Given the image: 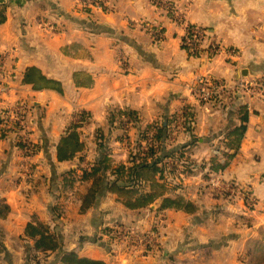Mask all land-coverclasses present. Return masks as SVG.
<instances>
[{"label":"crops","instance_id":"crops-1","mask_svg":"<svg viewBox=\"0 0 264 264\" xmlns=\"http://www.w3.org/2000/svg\"><path fill=\"white\" fill-rule=\"evenodd\" d=\"M0 6L6 14L0 23V116L25 105L29 127L22 142L37 145L35 154H26L14 136L0 138V264H28L24 234L40 223L57 233L60 244L43 264H65L66 251L107 264H247L252 245L264 239V102L236 87L240 79L264 72V0H107L88 12L79 0H0ZM187 24L207 28L239 56L231 59L224 49L213 61L189 57L181 44ZM31 67L60 83L62 92L25 83ZM198 75L230 87L220 103L200 99L194 91ZM187 105L195 117L190 132ZM245 109L243 137L227 138ZM127 110L136 112L135 123L117 117ZM78 111L90 113L80 129L86 144L82 166L106 153L115 163H127L141 131L152 136L154 127L171 118L165 150L186 147L198 166L217 160L225 168H196L187 175L174 194L195 203L190 213L162 210L160 204L133 210L115 193L82 211L90 183L78 181L69 192L66 178L79 160L57 157L68 126L80 122ZM229 181L249 186L256 204L215 187ZM117 223L139 234L156 230L158 241L143 254L106 236V228Z\"/></svg>","mask_w":264,"mask_h":264},{"label":"trees","instance_id":"trees-1","mask_svg":"<svg viewBox=\"0 0 264 264\" xmlns=\"http://www.w3.org/2000/svg\"><path fill=\"white\" fill-rule=\"evenodd\" d=\"M5 20V8L0 6V23ZM162 39L160 40L162 41ZM183 48L185 49V47ZM187 52L189 57L202 58L198 50L192 49ZM24 82L34 85L37 89L53 88L62 92L60 83L56 80L48 79L36 68L31 67L26 70ZM184 109L185 128L186 131L190 132L195 118L193 107L187 105ZM135 114V111L127 110L119 112L117 117L125 116L135 123L137 121ZM243 114L241 123L227 133V138L234 136L239 142L243 137L248 121V109H245ZM75 116L80 119V122H71L68 126L67 132L58 143L57 157L59 161L74 160L76 158L79 160V168L68 173L66 178L68 182L80 181L90 183L85 194L81 197L82 211L94 207L107 193H115L119 196L127 197L123 203L126 207L133 210L150 208L151 205L160 204V209L162 210L174 208L190 213L195 210V203L182 195L174 194L182 186L181 175L190 172L192 168H208V172H217L225 168V165L217 160L209 165L210 168L207 167L206 163L198 166L196 162L186 155L187 150L184 149L186 147L179 148L180 150H165L166 146L164 143L168 140L173 122L171 118L167 119L166 124H159L154 127V134L152 136L146 131H141L138 140L139 146L131 150L130 159L127 163H115L110 155L106 153L101 158L91 161L90 167L82 166L86 158V144L82 138L80 129L89 120L90 113L78 111L75 113ZM111 116L112 121H114L116 113H113ZM9 136H14L19 149L23 147L20 128L12 120H8L0 138ZM98 140L101 141L99 145L103 147L104 144L102 142L104 139H102V135H98ZM142 141L147 142V149L142 145ZM36 147L37 145L33 144L31 154L37 152ZM164 155H167L171 161L169 162V159ZM179 166L184 167L185 171L183 172ZM114 225L127 226L128 224L117 223ZM110 227L106 228L107 233L113 231ZM24 239L27 243L26 260L28 264H43L44 258L50 255V253L57 251L60 247L59 236L55 231L51 230L48 224L44 223L29 225L26 228ZM249 255L252 264H264V239L252 245ZM62 261L65 264H107L104 260L81 257L73 251H66Z\"/></svg>","mask_w":264,"mask_h":264},{"label":"built area","instance_id":"built-area-1","mask_svg":"<svg viewBox=\"0 0 264 264\" xmlns=\"http://www.w3.org/2000/svg\"><path fill=\"white\" fill-rule=\"evenodd\" d=\"M79 2H81V6L89 8L95 6L102 7L107 4V0H79ZM142 25L143 28H148L147 23L144 22ZM152 29L153 28L149 30ZM157 33L158 40L162 39L163 33L159 30H157ZM181 43L187 51L192 49L198 50L206 61H213L216 58V55L221 53L224 49H227L226 54L231 59H235L239 56V50L236 47H223L217 40L212 39V34L207 28L197 25H186V32ZM229 89L230 87L226 82L220 78H212L207 75H198L196 77V87L194 88V91L204 102L220 103L223 94ZM236 89L252 99L264 102V72L256 74L249 79H240L237 83ZM26 108L27 107L24 105L15 110H6L1 114L0 137L8 120L17 123L21 134L28 129V109ZM33 144L35 143L32 140L23 138V148H25L24 153L29 154V151H32ZM218 183L220 182L218 181ZM215 187L223 193H229L233 197L241 196L251 206H254L257 202L252 196L249 186L229 181L221 184L215 183ZM110 228H112L113 231H111V234L109 235L106 234L107 237L113 236L125 243L128 241V244L132 247L137 249L142 248L141 252L143 254L149 253L151 251V246L155 245L159 238V232L156 230H153V232L150 233L139 234L128 228L126 225H114Z\"/></svg>","mask_w":264,"mask_h":264},{"label":"rangeland","instance_id":"rangeland-1","mask_svg":"<svg viewBox=\"0 0 264 264\" xmlns=\"http://www.w3.org/2000/svg\"><path fill=\"white\" fill-rule=\"evenodd\" d=\"M83 4V3H82ZM81 7V10H83V12H88V9H92V8H89V7H84V6H80ZM96 7V6H95ZM186 155H187V153H186ZM165 157H167V159H169L168 161L170 162L171 161V159L167 156V155H164ZM185 157V156H184ZM180 167V166H179ZM210 168V167H209ZM180 169L184 172L185 171V168L184 167H180ZM194 172H196V168H192L191 169V171L190 172H188V173H183L182 175H181V177H182V186L181 187H179L178 188V190H176V192H178V191H180V190H182L183 189V187H184V179L187 177V175H189V176H191L192 174H194ZM210 172V171H209ZM210 173H212V172H210ZM75 178H76V176H75ZM69 180H72V179H69ZM74 181V180H73ZM83 183V182H82ZM67 184H68V191L69 192H72L74 189H75V187H73V186H75V185H77L76 184V181H74L73 183H71V181H67ZM120 198H122V202L123 201H125V199L127 198V197H125V196H120ZM81 200H82V198H81ZM127 227L128 228H131L129 225H127ZM108 235L109 234H111L110 232H108L107 233ZM246 256H247V258H246ZM246 256H245V262H247V264H252V260H251V257H250V255L249 254H246Z\"/></svg>","mask_w":264,"mask_h":264},{"label":"water","instance_id":"water-1","mask_svg":"<svg viewBox=\"0 0 264 264\" xmlns=\"http://www.w3.org/2000/svg\"><path fill=\"white\" fill-rule=\"evenodd\" d=\"M205 61H206V59H205Z\"/></svg>","mask_w":264,"mask_h":264}]
</instances>
